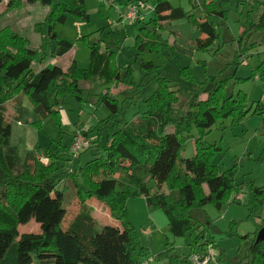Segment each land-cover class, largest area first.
I'll return each instance as SVG.
<instances>
[{"label":"trees","instance_id":"obj_1","mask_svg":"<svg viewBox=\"0 0 264 264\" xmlns=\"http://www.w3.org/2000/svg\"><path fill=\"white\" fill-rule=\"evenodd\" d=\"M137 1L149 2L153 7L147 21L132 24L137 31L134 47L138 53L157 54L164 49L173 57L172 47L157 31L168 21L185 18L205 36L195 41V47L205 51L218 40V22L225 21V12H216L211 3L205 7L202 22L190 19L180 7L173 8L170 0H119V5L126 7ZM24 2L39 3L46 7V14L33 26V32L40 37L35 49L28 39L5 28L0 31V264H140L148 259V251L127 220L125 204L129 198L143 197L148 207L161 210L167 219L166 231L173 237H183L198 228L191 220V210L211 205L221 211L232 197L233 202H239L242 190L234 183L232 172L212 164L218 149L203 141L216 120L230 118L235 123L249 112L246 95L241 91L234 94L231 87L246 79H236L234 75L214 79L213 87L208 88L204 82L196 85L190 71L183 68L180 73L184 80L193 85L184 90L175 88L177 85L157 72L153 63H143L144 77L154 82L156 88L143 102L144 109L137 111L129 122L121 125L123 108L116 100L108 93L99 95L98 100L109 111L112 132L105 143L97 133L95 158L81 165L91 147L74 157L70 152L71 140L70 144L56 145L54 149L35 145L24 164L18 166L11 147V124L5 116L7 102L26 98L38 117L32 122L37 130L49 117L62 128L63 101L71 96L80 104L84 102L81 82H118L121 70L114 63L113 53H102L95 44L88 45L90 60L86 69H79L75 61L66 71L58 66L37 67L46 57L60 58L72 48L71 43L58 38L54 26L64 24L69 17L88 22L89 15L84 0H6L4 13L20 8ZM256 2L264 6V0ZM249 28L262 35L259 45L264 48V10L257 23H250L241 36ZM52 43L54 47L50 49ZM249 50L246 46L238 48L234 66ZM262 55L255 69L260 77L264 76V51ZM125 73L123 82L130 88L133 85L129 71ZM182 94L188 99L185 111L176 108ZM202 94L206 95L205 100H200ZM260 103L257 102L253 114H264ZM193 130L198 133L193 142L194 154L179 159L183 143ZM92 132L89 128L81 133L87 138ZM66 163L68 170L59 173L57 164ZM68 179L74 184L80 211L63 230L60 225L65 211L62 192L57 187ZM147 181L153 182L154 191L146 187ZM249 189V217L254 218L259 211H263V216L250 241L246 261L239 264H264V239L255 241L258 231L264 228V187ZM92 198L108 208L110 217L120 222L121 228L98 227L92 208L86 205ZM30 220L39 225V233L19 235L18 226ZM193 244L191 253L197 249L206 253L209 243ZM169 264L190 263L187 257H172Z\"/></svg>","mask_w":264,"mask_h":264},{"label":"rangeland","instance_id":"obj_2","mask_svg":"<svg viewBox=\"0 0 264 264\" xmlns=\"http://www.w3.org/2000/svg\"><path fill=\"white\" fill-rule=\"evenodd\" d=\"M256 1L170 0L173 8L180 7L190 19L197 22L203 21L205 7L209 3L216 12H225V21H219L216 29L218 40L205 51L195 47L196 39L203 36L187 18L166 22L157 32L172 47L173 57H170L168 50L164 49L157 54L137 52L134 47L136 28L125 21L126 8L119 5V0H84L89 15L88 22L69 17L64 24L54 26L58 38L72 44L70 51L56 59V62L55 59L46 57L37 67L58 66L66 71L75 61L79 69H86L90 60L88 45L95 44L100 46V52L109 50V53H113L115 65L121 68L120 80L114 83L102 79L81 82L84 102L80 104L71 96L63 101L61 120L68 121L69 124L62 123V128L57 127L53 118L49 117L44 120L41 129L37 130L32 122L37 121L38 117L26 98L19 97L7 102L4 106L5 116L11 124V147L18 166L24 164L35 145L54 149L56 145L70 144L71 135L76 129L81 132H86L89 128L93 130L86 138L91 149L82 157L81 165L95 158L98 154L94 149L97 133L101 136V142L105 143L112 132V123L108 120L109 111L98 100L99 95L108 93L110 98L116 100L123 108L121 125L129 122L137 111L144 109L143 102L156 88L154 82H149L144 77L145 73L141 68L143 63H153L157 72L168 76L177 85L175 88L181 87L184 90L193 88V85L184 80L180 73L183 68L190 71L196 85L204 82L208 88L213 87L214 79H228L233 75L236 79H246L237 81L231 87L234 94L241 91L246 95V109L249 112L235 123L230 118L216 120L203 137L205 143L218 149L212 158V164L222 171L230 170L234 183L242 190L239 202H233L232 197L223 204L221 211L211 205L191 210V220L198 228L183 237L170 235L166 231L167 219L163 212L148 207L143 197L129 198L125 204L127 220L138 234L141 245L148 251V259H151L149 263L148 259H143L140 264H169L172 257L190 255L193 243L201 245L204 242L209 243V247L206 246L209 264H239L246 261L250 241L263 216V211H259L254 218L249 217L247 194L249 186L264 187V114H253L257 102L264 98V76L260 77V73L255 70L263 59L264 48L259 45L262 35L254 29L249 28V32L241 36L244 30H248L250 23H257L264 10V6ZM3 7L5 5L0 6V31L5 28L28 39L30 47L35 49L40 43V37L33 32V26L43 20L46 7L39 3L24 2L20 8L5 14ZM151 15L146 10L143 20L147 21ZM53 44L50 49H53ZM245 46L250 50L234 66L236 51ZM126 71H129V81L133 85L130 88L123 82ZM179 98L176 108L185 111L188 99L184 94ZM199 98L205 100L206 95L202 94ZM196 138L198 133L193 130L183 143L179 159L193 156V142ZM68 168L67 163L64 166L57 164L59 173L66 172ZM146 187L149 191L155 189L152 181H147ZM57 189L62 192V209L65 211L60 226L66 230L80 211V206L76 200L74 184L69 179L59 183ZM90 200L87 204L95 211L98 227L121 228V223L111 218L109 212L99 211L98 205H103L102 203L94 198ZM17 229L19 235L39 233V225L34 220ZM196 251L202 252L200 249Z\"/></svg>","mask_w":264,"mask_h":264},{"label":"built area","instance_id":"obj_3","mask_svg":"<svg viewBox=\"0 0 264 264\" xmlns=\"http://www.w3.org/2000/svg\"><path fill=\"white\" fill-rule=\"evenodd\" d=\"M126 13L124 15L125 21H128L134 24L136 21H141L144 19L145 11L148 10L152 13L153 7L144 2V1H137L132 4L127 5ZM261 109L264 111V98L261 100ZM89 142L86 137H84L81 131L77 130L72 138V142L70 145V152L71 154L76 157L79 152L82 150L89 148ZM209 253L204 252H194L187 256V260L190 264H209Z\"/></svg>","mask_w":264,"mask_h":264},{"label":"crops","instance_id":"obj_4","mask_svg":"<svg viewBox=\"0 0 264 264\" xmlns=\"http://www.w3.org/2000/svg\"><path fill=\"white\" fill-rule=\"evenodd\" d=\"M5 1H6V0H1V2H0V6H1V5H5ZM4 10H5V7H3V14H5V13H4ZM200 35L203 36V37L198 38V39H204V38H205L204 35H202V34H200ZM62 57H63V56H62ZM56 59H59V58H55V60H54L55 62H56ZM62 123H64V125H66V124L68 125V124H69L68 121H65V122L62 121ZM77 130H78V129H77ZM74 131H75V130H74ZM74 131H73V133H72V135H71L72 138H73V135H74ZM90 201H91V200H88V201L86 202V205L89 206V207H91V206L88 205L87 203H89ZM93 202H94V201H93ZM95 203H96V201H95ZM98 207H99V211H100V212H107V214H108L109 211H107L106 208H105L103 205L99 204ZM91 208H92V207H91ZM92 210H93V216H94V218H95V217H96V216H95V211H94L93 208H92ZM95 219H96V218H95ZM96 221H98V220L96 219ZM149 262H151V259H148V263H149Z\"/></svg>","mask_w":264,"mask_h":264},{"label":"water","instance_id":"obj_5","mask_svg":"<svg viewBox=\"0 0 264 264\" xmlns=\"http://www.w3.org/2000/svg\"><path fill=\"white\" fill-rule=\"evenodd\" d=\"M264 239V228H261L255 238V241L263 240Z\"/></svg>","mask_w":264,"mask_h":264}]
</instances>
